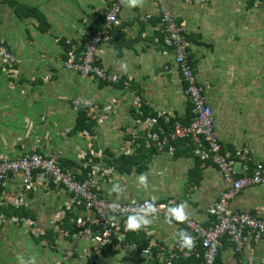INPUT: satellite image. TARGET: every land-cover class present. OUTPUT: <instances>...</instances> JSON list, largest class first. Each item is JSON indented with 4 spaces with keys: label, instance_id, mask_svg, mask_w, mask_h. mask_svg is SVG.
I'll return each instance as SVG.
<instances>
[{
    "label": "crops",
    "instance_id": "obj_1",
    "mask_svg": "<svg viewBox=\"0 0 264 264\" xmlns=\"http://www.w3.org/2000/svg\"><path fill=\"white\" fill-rule=\"evenodd\" d=\"M113 1L0 0V41L22 61L19 76L9 77L0 58V162L34 152L60 154L66 168L82 173L93 157L92 168L112 167L108 174L96 175L98 189L108 198L120 202L175 198L184 213L211 226L208 209L227 184L217 167L211 161H199L187 144L174 143L173 155L169 150L151 152L144 167L130 172L108 164V159L127 150L128 155L138 154L139 147L145 146L144 140L131 142L128 137L138 130L134 98L146 102L151 111L182 120L190 115L173 49L157 29V1L139 0L137 6L129 7L126 0L118 25L98 48L99 63L118 73L120 84L82 78L61 66L63 42L83 41ZM165 3L187 28L196 77L213 108L221 142L247 149L256 160L264 161V0ZM76 98L96 105L92 131L77 130L79 113L84 110H73L71 102ZM105 107H110L107 117ZM229 208L264 216V188L243 189ZM22 211L27 216H20ZM67 211L74 224L69 235L63 234L65 229L57 221ZM94 217L84 206L73 204L65 188L37 183L25 189L23 175L12 174L0 187V264H26L29 258L33 264H90L92 241L74 235L76 220ZM23 218L34 221L45 233L54 230V242L32 236ZM146 218L149 224L134 230L123 243L105 248L97 264H163L180 252L178 233L184 227L175 221ZM153 240L158 247L146 253ZM250 257L264 264V237L248 234L239 253L230 241L223 242L217 264H248Z\"/></svg>",
    "mask_w": 264,
    "mask_h": 264
},
{
    "label": "built area",
    "instance_id": "obj_2",
    "mask_svg": "<svg viewBox=\"0 0 264 264\" xmlns=\"http://www.w3.org/2000/svg\"><path fill=\"white\" fill-rule=\"evenodd\" d=\"M208 0H196L197 3H206ZM160 10L162 32L169 45L174 47V62L176 63L184 83V94L190 105L191 116L188 122L166 112L146 108L147 103L139 97L134 98L133 105L137 114V132L128 135L129 140H144L148 149L157 152L169 150L174 154V143L185 141L194 144V154L203 162L211 161L221 173L227 188L220 194L219 199L209 207L208 213L212 216L211 226H205L191 215L185 213L183 222L177 221L169 212L170 208L177 207L178 201L170 198L165 202L152 199L120 202L112 200L98 189L99 172L108 174L112 167L102 169L92 168V158L88 159L85 169L90 167L88 177L79 179V174L68 168H63L60 154L44 156L34 152L16 159H5L0 162V187L6 183L12 174L23 175V187L30 189L37 183L54 184L65 188L72 195V203L84 206L95 215L92 219L80 218L76 220L77 235L92 241L94 253L90 264H97L103 256V251L109 246L121 244L132 230L127 227V220L137 213L146 214L152 218H162L181 224L194 238L191 249L179 247L183 257H195L196 264H217V257L222 247L224 237H227L236 252L245 247L248 234H254L256 239L264 237V216L258 217L250 211L234 212L230 210L231 201L249 186L264 188V161H258L249 150L224 145L216 131L213 108L207 100L205 88L198 82L195 67L191 58V45L185 39L187 28L183 22L167 8L165 0H157ZM126 5L125 0H114L104 14L105 21L96 32L91 30L85 34L83 41L73 42L66 40L70 46L68 57L61 60L63 69L77 73L82 78H94L102 83L117 85L122 82L121 76L101 65L97 58L98 48L111 37L112 31L119 23V16ZM61 39H56L59 42ZM0 58L5 64L9 77L20 74L21 59L18 58L9 46L0 41ZM73 110H84L87 116L95 119L96 105L93 101L73 99ZM147 109V110H146ZM110 113V107L104 108V116ZM130 153L127 150L125 155ZM240 164L241 167H237ZM151 207V211H149ZM64 213L57 221L62 223ZM24 225L32 236L40 238L45 231L36 227L34 221L23 218ZM69 235L68 230H62ZM158 247L155 240L151 241L150 248ZM177 253L171 254L163 264H172ZM248 264H257L254 257H250Z\"/></svg>",
    "mask_w": 264,
    "mask_h": 264
},
{
    "label": "trees",
    "instance_id": "obj_3",
    "mask_svg": "<svg viewBox=\"0 0 264 264\" xmlns=\"http://www.w3.org/2000/svg\"><path fill=\"white\" fill-rule=\"evenodd\" d=\"M104 14H102V15L97 17L95 24H93L91 26V31L92 32H96L98 29H100L102 27V23L105 21ZM40 18L43 19V20L45 19V17L43 15H40ZM176 19H177V17H176ZM161 23L162 22H161V17H160V27H158L157 29L159 30L160 33H163L162 32ZM185 39H187L189 41L187 33H185ZM73 42H77V41H73ZM165 42L167 43L166 38H165ZM63 44L65 46V54H64V58L63 59H66L68 57V52H69L70 46H68L65 42H63ZM169 47H171L173 49V52L175 54L174 47H172L171 45H169ZM104 84H106V83H104ZM189 114H190L189 117L184 120L185 122L189 121L190 116H191V110H190ZM93 127H94V121L91 120L87 116V114L85 112H83V111L80 112L79 113V117H78V121H77V130H79V131H84V130L92 131ZM181 143L182 144H187L188 150L194 152V144L193 143H187L185 141H178L175 144H176V146H178ZM139 148L140 149L138 151V154L135 153V154H132V155H121L120 157L115 158L113 160H109L108 159V164L111 165V166H114L115 168H117L121 172H130L133 168H141V166L144 167V165L146 164V162H147V160H148V158L150 156V153L154 152L155 149H148L147 150V148L145 146H141ZM198 159H199V161H201L200 158H198ZM61 163H62L63 168H66L67 165H65V163H63V161ZM89 171H90V167L87 168V169H84V171L78 175L79 179H81V180L86 179L88 177V172ZM19 215L20 216H23V215L27 216V214L24 211L19 212ZM69 215L71 216V214H69V211H67V214L64 217V219H63L62 223L60 224V226H61L62 229L70 230L71 232H73V229H74L73 225L74 224L70 221L71 218L69 217ZM132 232H134V230L127 234L126 239L129 238V236L131 235ZM185 232L188 233V231L186 229H185ZM55 237H56V233L54 232V230L50 229V230H47V232L45 233L44 236L41 237V239L50 238V241L54 242ZM225 241H229V239L227 237H224L222 242H225ZM180 255H182V253L178 252L177 256L172 259V264H196V260H195L194 256L190 257L187 260V259L181 258ZM217 262H218V259H217ZM156 264H162V263L161 262L159 263V262L156 261Z\"/></svg>",
    "mask_w": 264,
    "mask_h": 264
},
{
    "label": "clouds",
    "instance_id": "obj_4",
    "mask_svg": "<svg viewBox=\"0 0 264 264\" xmlns=\"http://www.w3.org/2000/svg\"><path fill=\"white\" fill-rule=\"evenodd\" d=\"M138 3H139V0H128L129 7H135L137 6ZM140 181L141 183H144L145 177L141 176ZM114 190H118V189H114ZM183 208L184 206L180 205L178 207L170 208L169 212L172 214L175 220L183 222L186 219V215L183 211ZM149 211H151V207ZM149 223H150V220L146 218V214L137 213L128 218L127 227L130 230H136V229L142 228L143 226ZM178 237H179L178 242H179L180 247L191 249L194 246V238L190 234L186 233L185 231L181 230L178 233ZM26 264H33L32 258H29Z\"/></svg>",
    "mask_w": 264,
    "mask_h": 264
},
{
    "label": "rangeland",
    "instance_id": "obj_5",
    "mask_svg": "<svg viewBox=\"0 0 264 264\" xmlns=\"http://www.w3.org/2000/svg\"><path fill=\"white\" fill-rule=\"evenodd\" d=\"M29 34H30L31 36H35V35H37V33H32V32H31V33L29 32ZM23 36H26V37H27L28 34L23 33ZM23 38H24V37H23ZM24 39H25V38H24Z\"/></svg>",
    "mask_w": 264,
    "mask_h": 264
},
{
    "label": "bare ground",
    "instance_id": "obj_6",
    "mask_svg": "<svg viewBox=\"0 0 264 264\" xmlns=\"http://www.w3.org/2000/svg\"><path fill=\"white\" fill-rule=\"evenodd\" d=\"M224 190H225V189H224ZM220 194H221V193H220ZM219 197H220V196H219ZM218 199H219V198H218ZM218 199H217V200H218Z\"/></svg>",
    "mask_w": 264,
    "mask_h": 264
}]
</instances>
